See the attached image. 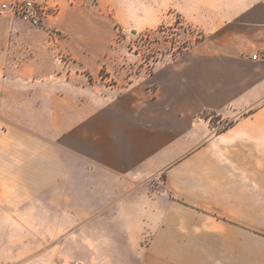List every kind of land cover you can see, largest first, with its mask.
Segmentation results:
<instances>
[{
	"label": "crops",
	"instance_id": "0c3cea01",
	"mask_svg": "<svg viewBox=\"0 0 264 264\" xmlns=\"http://www.w3.org/2000/svg\"><path fill=\"white\" fill-rule=\"evenodd\" d=\"M206 11L194 22L204 39L166 71L156 97L121 96L117 111L97 114V133L87 76L43 67L0 20L1 234L15 231L16 210L32 215V180H113L118 193L132 186L121 198L130 204L147 186L134 181L161 177V193L141 198L146 222L126 230L144 264H264V0H218ZM66 104L64 130L32 128V106L51 121ZM202 114L228 126L213 134Z\"/></svg>",
	"mask_w": 264,
	"mask_h": 264
},
{
	"label": "rangeland",
	"instance_id": "374dc122",
	"mask_svg": "<svg viewBox=\"0 0 264 264\" xmlns=\"http://www.w3.org/2000/svg\"><path fill=\"white\" fill-rule=\"evenodd\" d=\"M24 1L50 8L39 27L21 22L11 9V4ZM216 1L0 0V20L13 22V31L21 34L17 47H35L43 67L56 66L58 75L69 71L87 76L83 78L94 96L88 107L96 113L97 133L103 130L97 114L110 107L117 111L121 96L144 101L156 97L157 82L166 71L204 39L194 22L204 20ZM44 107L54 111V105ZM72 107L63 105L66 115L49 121L33 115L32 106V128L50 129L58 122L57 129L64 130ZM200 117L210 121L213 134L228 126L212 114ZM161 179L134 181L147 186L130 204L121 198L132 186L124 185L120 194L113 180H64L47 186L32 180V215H17L16 210L9 222L15 231L0 233V264H144L145 249L134 247L126 230L133 236L142 220L146 222L140 217L141 198L159 195ZM44 187L48 190L40 195Z\"/></svg>",
	"mask_w": 264,
	"mask_h": 264
},
{
	"label": "built area",
	"instance_id": "2783aa9c",
	"mask_svg": "<svg viewBox=\"0 0 264 264\" xmlns=\"http://www.w3.org/2000/svg\"><path fill=\"white\" fill-rule=\"evenodd\" d=\"M2 8L5 9L6 6L3 5ZM11 9L18 15L21 22L33 27H39L43 19L47 16L50 8L35 2L24 1L11 4ZM253 58H256V56Z\"/></svg>",
	"mask_w": 264,
	"mask_h": 264
}]
</instances>
